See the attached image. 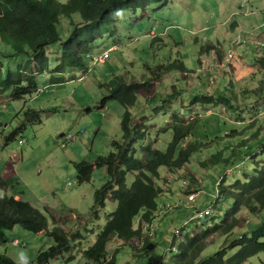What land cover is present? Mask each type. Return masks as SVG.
Here are the masks:
<instances>
[{
	"label": "rangeland",
	"instance_id": "1",
	"mask_svg": "<svg viewBox=\"0 0 264 264\" xmlns=\"http://www.w3.org/2000/svg\"><path fill=\"white\" fill-rule=\"evenodd\" d=\"M259 1L253 5L255 11H260V15L253 16L254 22L239 14L211 39L225 59L233 55L230 68L221 66L216 49L204 40L206 36L213 38L214 31L202 28L222 24L226 13L231 12L235 4L239 6L236 0H155L146 8V13L141 8L118 11L115 27L103 26V36L91 44L86 59L87 72L75 70L73 74H66L68 80L60 84L50 81L60 56V43L48 44L49 70L38 76V91L20 100L11 98V90L0 93V176L8 182L9 194L29 200L40 208L48 215L50 224L41 233L20 225L14 233V228L0 231L7 235L8 241L0 247V254L8 253L20 264L35 261L40 251L55 244L50 234L55 227V216L71 235L80 232L84 238L74 243L68 260L59 257L51 264H86L84 250L96 242L109 216L118 208V202L109 198L99 217L92 214L96 190L110 179L108 168L96 163L99 157L113 152L114 140L123 137L125 106L110 99L101 107L102 100L108 95L107 84L115 75L129 81H147L153 76L151 68L178 60L191 71L187 76L178 70L169 72L156 98L148 102L145 95H139L131 111L135 116L143 117L150 129L148 137L137 143L141 157L143 147L150 143L160 150L168 149L174 131L165 129L175 122V113L183 118L182 121L193 122V132L186 145L211 144L195 153L189 165L180 172L185 179H190L189 175L193 174L202 180L199 187L202 192L196 203L199 210L213 204V196L218 192L216 185L226 174V185L253 175L256 169L253 157L257 161L264 159L260 153L264 147V116L256 118L264 105V9ZM72 20L80 22L81 17L78 13L64 17L60 25L63 35L70 31ZM262 24L261 28H254ZM239 35V43L233 44V39ZM114 45L117 47L111 50ZM27 59L26 53H15L0 39V64L4 76ZM82 75L86 76L79 81L77 78ZM27 107L41 111L42 123H28L15 140L7 143L6 136L21 123L20 113ZM61 133H64L63 137H60ZM67 134L75 138L65 144ZM20 140L24 141L20 143ZM219 153L225 161L214 166L205 165ZM85 160L96 164V168L92 182L80 183L75 164ZM160 171L162 178L158 182L169 190L167 193L173 194L181 188V180L168 184L167 167H161ZM134 180L135 173H129L128 185L131 186ZM179 199V202L194 204L185 195H180ZM165 200L167 197L160 199ZM232 204V201H224L222 208H215V213L223 216ZM142 214L135 220L137 226ZM168 216H158L154 223L156 230L164 232L165 236L163 240V235L159 234L156 246L140 251L135 242L136 246H130L115 237L109 243V255L119 248L116 253L119 264H171L170 259L175 253L167 250L177 225ZM237 218L238 225L231 233H218L209 238L201 259L225 248L228 249L227 258L232 257L237 249H230V245L240 236L249 237L253 230L264 224V209L258 213L243 209ZM161 219L166 220L164 227L160 224ZM216 221L219 222V218ZM14 238H20L27 245L15 246ZM154 238L150 241L154 242ZM244 264H264V253Z\"/></svg>",
	"mask_w": 264,
	"mask_h": 264
},
{
	"label": "trees",
	"instance_id": "2",
	"mask_svg": "<svg viewBox=\"0 0 264 264\" xmlns=\"http://www.w3.org/2000/svg\"><path fill=\"white\" fill-rule=\"evenodd\" d=\"M154 1L0 0L1 41L10 45L15 53L28 55V59L23 64L18 65L15 71L5 76L0 64V93L11 90L13 100L24 99L36 93L39 89L38 76L49 70L47 45L50 43H60V56L51 74V84L66 82L67 73L75 70L82 71L88 67L86 59L91 44L103 36V26L115 27L118 11L141 8L146 13V8ZM76 13L80 15L81 21L72 20L70 31L67 35H63L60 30L62 19L70 18ZM151 70L153 76L147 81H129L124 76L115 75L107 84L108 95L102 100L101 107L103 108L106 102L112 99L121 102L126 111L123 118L122 139L114 140L113 152L99 157L96 163L108 168L110 179L96 190L92 214L99 217L101 210L106 208L109 198L118 202V208L109 216L96 242L84 250L86 264H119L116 258L119 248L109 255V243L117 237L123 240L124 244L135 245L129 241L143 237V225L146 222L155 223L160 216L159 207L167 203L160 202L163 195L169 191L158 182L162 178L161 167H167L169 175L177 176L179 180L183 176L180 172L189 165L193 155L211 146L210 143L200 142L186 145V140L193 132V122L186 123L182 121L180 115L175 113L173 115L175 122L165 129V131L170 129L174 131V138L168 149L163 151L156 148L154 143H150L143 147L144 158L141 157L137 143L148 137L150 129L145 119L135 116L131 108L135 106L141 94L147 97L148 102H152L165 80V75L169 72L178 70L185 76L191 72L181 60L165 63ZM20 114L23 119L6 136L7 143L15 140L28 123H42L40 110L27 107ZM260 153L264 156V147ZM253 159L256 164L253 175L238 179L231 185L225 184L228 174L221 179V186L217 188L218 192L213 196L215 198L212 204L213 213L203 219L201 225L198 226L197 222L193 221L182 228L184 221L192 218L196 211H203L198 208V210L190 209L182 205L165 215L176 217L171 222L177 225L176 229L182 228V239L174 236L176 229L172 232L167 250L175 253L170 259L171 264H244L252 257L264 253V224H262L253 230L249 237L241 236L242 238L230 245V249H237L232 257L227 258L228 249L225 248L206 259H201V254L209 244V238L218 233L223 235L231 233L238 225L237 215L243 209H247L250 213H258L264 209V159L262 161H257L256 157ZM222 161L225 159L223 154L219 153L205 165L214 166ZM96 164L86 160L75 164L80 183L93 181ZM129 173H135V180L131 186L128 185ZM189 177L192 183L197 182V177L193 174ZM193 188V186L187 190L180 188L175 194L188 195L192 193ZM0 189L4 191L0 196V231H10L17 225L34 233L48 229L50 224L48 215L31 202L9 194L8 182L1 176ZM195 191L202 192L198 188ZM226 200L233 202L231 209L227 210L223 216L216 214L215 208H222ZM191 211L194 214L192 216ZM182 213L184 215L177 220L178 214ZM141 214V222L137 226L135 220ZM217 218L219 222L216 221ZM53 220L55 227L50 234L54 237L55 244L47 250L40 251L35 261L26 264H51L53 259L65 257L72 252L74 243L84 238L83 233L80 232L71 235L66 227L60 225V221L55 216ZM66 222L67 220L64 223ZM157 244L147 239L139 250L150 249L152 245ZM0 264L20 263L8 255L0 254Z\"/></svg>",
	"mask_w": 264,
	"mask_h": 264
},
{
	"label": "built area",
	"instance_id": "3",
	"mask_svg": "<svg viewBox=\"0 0 264 264\" xmlns=\"http://www.w3.org/2000/svg\"><path fill=\"white\" fill-rule=\"evenodd\" d=\"M249 2V1H248ZM241 39V38H240ZM239 43V42H238ZM259 45H263L261 42L258 43ZM109 53V50H107L106 52H104V54H108ZM89 56V55H88ZM232 59H233V55L231 54L227 59L226 61L222 62L221 63V66L223 68H230L232 67ZM88 70V69H87ZM87 70H82L84 71V73L87 72ZM86 75H82L80 77H78L77 79L79 81H82L84 78H85ZM3 107H5V105H2ZM259 116H264V106L263 108L261 109L260 113L257 115L256 118H259ZM255 120L252 119L251 122H253ZM75 137L72 135V134H67L65 136V140H66V143L67 144L68 142H70L71 140H73ZM24 140H20V143H22ZM177 180V176H169V179H168V184H171L173 181ZM179 180H181V189L183 190H187L189 187L193 186L194 188L192 189V193L188 194V195H185L187 199H189L190 202H194V204L192 205H188L187 202L185 201H181V202H177V203H171V202H167L166 204H162L160 207H159V215L160 216H164L170 212H172V210H174L175 208L179 207V206H182L184 205L185 207L187 208H190V209H197L196 207V203H197V198L200 196L201 194V191H195L197 190V188L199 189V187L202 185V180L197 178V182L195 183H192L191 181V178L190 179H185L183 177H181ZM169 186V185H168ZM217 188H219L221 186V180L217 183ZM176 193H178V191L176 190L175 191ZM216 198H218V195H216ZM213 205L209 206L208 208H206L205 210L203 211H196V214L192 217V218H189L187 220L184 221L183 223V227H187L191 222L193 221H196L197 222V225H201V222L203 219L209 217L212 215L213 213ZM154 223L150 224L148 222H146L144 225H143V237L141 238H136L134 239L133 241H129L130 243H136L137 245V248L140 249L142 248L143 246V242L144 240H147V239H150L154 236H155V231H156V228L154 227ZM182 228H178L174 231V236L178 239H182V233H181V229ZM240 238H242L240 236ZM13 244L15 246L17 245H22L23 246H26L27 244L23 243V241L20 239V238H16L13 240Z\"/></svg>",
	"mask_w": 264,
	"mask_h": 264
},
{
	"label": "crops",
	"instance_id": "4",
	"mask_svg": "<svg viewBox=\"0 0 264 264\" xmlns=\"http://www.w3.org/2000/svg\"><path fill=\"white\" fill-rule=\"evenodd\" d=\"M236 1H238L239 2V6L237 5V4H235L234 6H233V8H231V12H228V13H226V16H224V21L222 22V24H220V25H218V26H208V27H203L202 28V30H204V31H214V33L212 34V36H213V38H208L207 36L204 38V40L206 41V42H208V44L207 45H209V47H213L214 49H216V55H217V57H218V61L220 62V63H222V62H224L226 59H225V55H224V53L221 51V49L220 48H217V46H216V44H215V42H213L211 39H214L215 38V36H216V34L217 33H219L220 32V30L222 29V27L223 26H226V25H228V23L230 22V19H231V21H233L234 20V18L236 17V16H238L239 14H241V16L243 15L244 17H247V18H250V20H251V22H254V15H260L259 13H260V11H258L257 9H256V11H255V9H254V7H253V5H254V2H256V0H236ZM249 1V2H248ZM246 4V5H245ZM259 5H260V7L261 8H263L264 9V0H260L259 1ZM264 13V12H263ZM264 24V23H263ZM263 24L262 25H257L256 27H254L255 29H259V28H261V26H263ZM237 29L235 28L234 29V32L236 33L237 31H236ZM241 30V28L239 29V31ZM227 35H229V34H227ZM240 38H241V36L239 35V36H237V38H235V39H233V41H232V43L233 44H235V43H238L239 41H240ZM218 40H219V38H217ZM117 47V45H114V46H112V49L111 50H114V48H116ZM107 50H109V49H107ZM106 50V51H107ZM106 51H104V52H106ZM59 52H60V50H59ZM90 53V52H89ZM225 59V60H224ZM203 63V62H202ZM73 72L74 71H71V72H69V73H67V74H73ZM68 80V79H67ZM183 119V118H182ZM4 193V191L2 190V189H0V196L2 195ZM175 193V192H174ZM169 194V193H167L166 195H164L163 196V198L164 197H167V200H165V201H160L161 203L163 202V203H166V202H174V201H179L180 199H179V196H177L176 194ZM17 197V196H16ZM19 199H22V198H19ZM26 200V199H25ZM27 201H29V200H27ZM30 202V201H29ZM180 214H178V216H177V220H179V218H181L183 215H184V213H182L180 216H179ZM168 218H169V216H168ZM172 218V221H173V219H175L176 217H171ZM162 219H164V218H162ZM162 219L160 220V224H161V226H165V222H166V220H164V221H162ZM16 228V226L14 227V229L12 230V233H14V232H16L17 231V229H15ZM43 232V231H42ZM41 233V232H40ZM159 234H162L163 235V240L165 239V236H164V232H161V231H158V230H156V237H155V240H154V243H158V241H159ZM14 239H16V238H14ZM13 239V240H14ZM13 240H12V242H13ZM5 242L7 243L8 241H7V235H3V234H0V247H2V244H5ZM7 252H9V250H7ZM7 255H8V253H7ZM9 256V255H8ZM69 257H70V255L69 254H66L65 255V260H68L69 259Z\"/></svg>",
	"mask_w": 264,
	"mask_h": 264
},
{
	"label": "water",
	"instance_id": "5",
	"mask_svg": "<svg viewBox=\"0 0 264 264\" xmlns=\"http://www.w3.org/2000/svg\"><path fill=\"white\" fill-rule=\"evenodd\" d=\"M63 136H64V133H61V134H60V137H63Z\"/></svg>",
	"mask_w": 264,
	"mask_h": 264
},
{
	"label": "clouds",
	"instance_id": "6",
	"mask_svg": "<svg viewBox=\"0 0 264 264\" xmlns=\"http://www.w3.org/2000/svg\"><path fill=\"white\" fill-rule=\"evenodd\" d=\"M21 258H23V254H21Z\"/></svg>",
	"mask_w": 264,
	"mask_h": 264
},
{
	"label": "bare ground",
	"instance_id": "7",
	"mask_svg": "<svg viewBox=\"0 0 264 264\" xmlns=\"http://www.w3.org/2000/svg\"><path fill=\"white\" fill-rule=\"evenodd\" d=\"M246 5V4H245ZM189 205H190V203H189ZM176 211V210H175ZM172 214V213H171Z\"/></svg>",
	"mask_w": 264,
	"mask_h": 264
}]
</instances>
